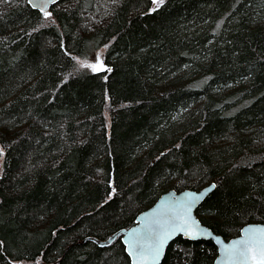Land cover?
I'll return each mask as SVG.
<instances>
[{"label": "trees", "instance_id": "trees-1", "mask_svg": "<svg viewBox=\"0 0 264 264\" xmlns=\"http://www.w3.org/2000/svg\"><path fill=\"white\" fill-rule=\"evenodd\" d=\"M0 4V264H129L97 241L169 190L214 184L196 214L224 239L264 222V0ZM95 49L111 71L77 68Z\"/></svg>", "mask_w": 264, "mask_h": 264}, {"label": "water", "instance_id": "water-1", "mask_svg": "<svg viewBox=\"0 0 264 264\" xmlns=\"http://www.w3.org/2000/svg\"><path fill=\"white\" fill-rule=\"evenodd\" d=\"M60 1L27 0V3L38 12L49 13L50 8ZM103 65L108 69L105 63ZM212 185L214 184L200 190L187 189L179 192L169 190L162 193L151 207L137 215L134 225L117 232L104 242L97 243L102 246L108 245L119 235L129 264H160L168 245L174 239L181 237L188 241L205 240L211 241L216 247L217 253L211 264H253L252 260L247 258L244 244L236 246L234 251L226 250H232L235 241H249V237H253L249 243L258 249L261 240H264V222L245 224L236 236L228 239L213 233L201 223L196 214L199 205L212 192L213 189L210 191ZM188 231H192L197 238H190ZM161 238L164 239L163 247L158 259H153L154 249Z\"/></svg>", "mask_w": 264, "mask_h": 264}, {"label": "snow or ice", "instance_id": "snow-or-ice-1", "mask_svg": "<svg viewBox=\"0 0 264 264\" xmlns=\"http://www.w3.org/2000/svg\"><path fill=\"white\" fill-rule=\"evenodd\" d=\"M53 2H55V0H53ZM152 3L155 4L157 6V8H159L160 6L163 5L164 0H152ZM41 10H43V6H41ZM153 10H156V9H153ZM49 15H50V13L44 12L45 18H48ZM82 66L90 68L93 72L111 71L110 69L105 68V66L103 65V62L99 56L97 57L96 63H94V64H83ZM3 154H4L3 150L0 149V158L3 157ZM214 188H215V185H212L210 188V191ZM181 230H184V229H181ZM187 234L189 235L190 238H197V236L194 235L192 231H188ZM209 235H210V233H209ZM252 239H253V237H249V241ZM249 241H235L234 245H233V249L232 250H226V251H234L236 246H238L240 244H244L246 252H247V258H250L252 260L253 264H264V240H261L260 247L258 249L253 247L252 244L249 243ZM163 244H164V239L161 238L157 247L154 249L153 259H158L159 254H160V250L163 247Z\"/></svg>", "mask_w": 264, "mask_h": 264}, {"label": "rangeland", "instance_id": "rangeland-1", "mask_svg": "<svg viewBox=\"0 0 264 264\" xmlns=\"http://www.w3.org/2000/svg\"><path fill=\"white\" fill-rule=\"evenodd\" d=\"M156 5L155 4H153L152 3V8H154ZM58 7L60 8L61 7V5H58ZM2 9H3V7L1 6V4H0V12H2ZM48 18H49V16H48ZM104 51V49H101V50H99L98 51V49L96 50L95 49V51H89L88 53H86L85 55H84V58H81V59H77L76 60V66H77V68L78 69H83V70H89V71H92L90 68H88V67H83L82 65L83 64H94V63H96L97 62V57L99 56L100 57V59L102 60V62H103V52ZM108 118V117H107Z\"/></svg>", "mask_w": 264, "mask_h": 264}]
</instances>
